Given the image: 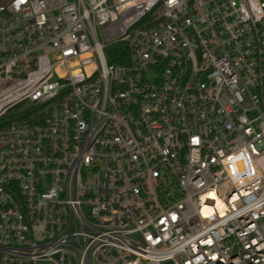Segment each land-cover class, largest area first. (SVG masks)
Masks as SVG:
<instances>
[{
	"label": "built area",
	"instance_id": "built-area-1",
	"mask_svg": "<svg viewBox=\"0 0 264 264\" xmlns=\"http://www.w3.org/2000/svg\"><path fill=\"white\" fill-rule=\"evenodd\" d=\"M45 262L264 264V0H0V264Z\"/></svg>",
	"mask_w": 264,
	"mask_h": 264
},
{
	"label": "rangeland",
	"instance_id": "rangeland-1",
	"mask_svg": "<svg viewBox=\"0 0 264 264\" xmlns=\"http://www.w3.org/2000/svg\"><path fill=\"white\" fill-rule=\"evenodd\" d=\"M148 74H152V72L151 71H148ZM42 264H53V263L45 262V263H42Z\"/></svg>",
	"mask_w": 264,
	"mask_h": 264
},
{
	"label": "bare ground",
	"instance_id": "bare-ground-1",
	"mask_svg": "<svg viewBox=\"0 0 264 264\" xmlns=\"http://www.w3.org/2000/svg\"><path fill=\"white\" fill-rule=\"evenodd\" d=\"M219 207H220V209H223V208H222V207H223V205L219 204Z\"/></svg>",
	"mask_w": 264,
	"mask_h": 264
}]
</instances>
